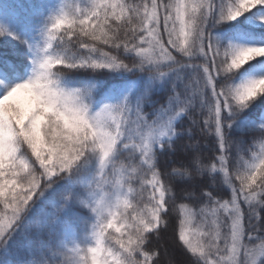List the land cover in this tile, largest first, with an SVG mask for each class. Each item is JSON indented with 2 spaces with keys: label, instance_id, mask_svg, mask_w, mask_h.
I'll use <instances>...</instances> for the list:
<instances>
[{
  "label": "snow or ice",
  "instance_id": "obj_1",
  "mask_svg": "<svg viewBox=\"0 0 264 264\" xmlns=\"http://www.w3.org/2000/svg\"><path fill=\"white\" fill-rule=\"evenodd\" d=\"M173 219L264 264V0L0 3V264H161Z\"/></svg>",
  "mask_w": 264,
  "mask_h": 264
},
{
  "label": "trees",
  "instance_id": "obj_2",
  "mask_svg": "<svg viewBox=\"0 0 264 264\" xmlns=\"http://www.w3.org/2000/svg\"><path fill=\"white\" fill-rule=\"evenodd\" d=\"M5 0H0V3H4ZM9 2H15L25 5L27 7L30 3L34 2V0H9ZM179 157L176 158L177 163L176 167H179ZM163 164V160L161 161ZM174 217L178 216V211L173 214ZM177 225V221L173 219L172 225L166 230L160 233L159 238H154L151 244V248L157 250L160 253L159 259L161 264H168L169 259L166 257V249L170 250L173 255L174 264H187L189 254L175 242V227Z\"/></svg>",
  "mask_w": 264,
  "mask_h": 264
},
{
  "label": "rangeland",
  "instance_id": "obj_3",
  "mask_svg": "<svg viewBox=\"0 0 264 264\" xmlns=\"http://www.w3.org/2000/svg\"><path fill=\"white\" fill-rule=\"evenodd\" d=\"M165 254H166L167 259H169V261H170V260H173V259H172V258H173V255H172V253H171L170 250L166 249Z\"/></svg>",
  "mask_w": 264,
  "mask_h": 264
}]
</instances>
